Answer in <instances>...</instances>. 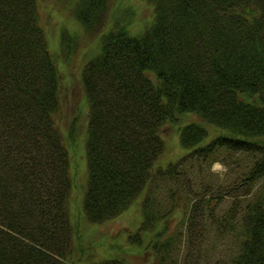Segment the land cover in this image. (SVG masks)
<instances>
[{
  "label": "trees",
  "instance_id": "obj_1",
  "mask_svg": "<svg viewBox=\"0 0 264 264\" xmlns=\"http://www.w3.org/2000/svg\"><path fill=\"white\" fill-rule=\"evenodd\" d=\"M38 1L0 0V264H64L74 251L70 160L55 123L59 72ZM144 1L153 20L137 34L121 26L104 33L80 76L88 103L84 215L91 223L113 219L147 192L154 176L189 174L184 190L168 193L166 209L168 215L182 193L187 198L188 244L201 239V245L213 228L217 236L238 237L228 258L213 264H264V188L254 193L264 178V0ZM109 2L77 0L74 16L95 31ZM183 113L221 133L205 142L203 125L184 126L181 162L195 164L157 169L165 148L161 127ZM223 158L235 164L231 172L240 161L243 167L224 194L207 196L189 182L200 166ZM221 196L231 201L216 213ZM148 208L142 204L141 231L163 217ZM173 240L156 247L172 250Z\"/></svg>",
  "mask_w": 264,
  "mask_h": 264
},
{
  "label": "rangeland",
  "instance_id": "obj_2",
  "mask_svg": "<svg viewBox=\"0 0 264 264\" xmlns=\"http://www.w3.org/2000/svg\"><path fill=\"white\" fill-rule=\"evenodd\" d=\"M76 2L77 0H39L37 6L39 24L45 31L49 51L54 56L59 72V108L55 113V123L68 151L72 178L68 201L73 224L71 247L74 251H71L64 264H89L118 259L126 264H213L219 259L228 258L230 252L235 250V240L238 239L232 233L217 236L216 230L209 228L203 235L201 245V239H194L192 246L188 244L183 228L187 198L183 193L167 215L166 209L171 205L168 193L171 189L184 190L187 187L184 182L186 177L181 172L175 178H171L170 173L154 176L147 192L141 193L137 200L113 219L91 223L85 217L82 199L87 177L84 129L88 120V103L80 81L81 73L86 63L100 52L104 33L121 26L137 34L153 20L154 10L144 0H110L104 25L87 32L74 16ZM190 124L204 126L203 129L208 132L205 142L221 133L215 127L205 124L196 114H176L161 127L160 134L165 148L155 163L157 169L164 170L169 163H173L180 164L179 170L182 171L195 164L192 159H186L187 163L184 165L185 161L181 162L186 153L179 143V135L181 129ZM229 162L226 158L207 162L196 172L198 176L190 175L189 182L196 189L206 192L207 196L216 189L214 195L224 194L223 186L231 185L230 180L243 170L240 161L239 168L231 172L235 164L232 162L231 165ZM188 176L189 174L187 178ZM263 188L264 178L256 182L254 193ZM220 199V203L216 201L214 206L216 213L231 201L226 196H221ZM145 202L149 205V211H157L160 213L157 216L163 217L150 230L141 231L142 204ZM171 234L173 235L170 236ZM170 238H174L172 250L167 248V251H162V248L156 247Z\"/></svg>",
  "mask_w": 264,
  "mask_h": 264
}]
</instances>
